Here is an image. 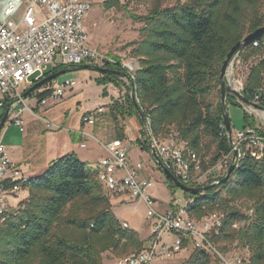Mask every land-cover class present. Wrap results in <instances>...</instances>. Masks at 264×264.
<instances>
[{
  "label": "trees",
  "instance_id": "16d2710c",
  "mask_svg": "<svg viewBox=\"0 0 264 264\" xmlns=\"http://www.w3.org/2000/svg\"><path fill=\"white\" fill-rule=\"evenodd\" d=\"M125 5L120 0L103 2L106 9ZM130 16L142 23L138 38L128 43L138 67L131 75L115 56L116 62L104 64L115 72L100 73L96 78L98 84L111 83L126 89L123 99H115L107 108L115 138L126 139L125 125L120 121L135 117L140 135L134 143L152 155L144 130V119L148 117L154 137L166 139L171 132H177L186 149L198 155L201 171L205 172L230 151V142L221 127L222 63L236 42L264 25V2L177 0L163 6L161 0H155L145 14ZM238 59L245 71L242 92L250 98L253 90L264 88V37L258 39L257 46L243 48ZM62 68L56 65L45 75ZM122 73L128 75L127 83ZM38 89L31 92L38 100L51 91ZM228 103L242 107L229 93ZM243 116L242 129L250 127L264 135V127H257L254 117L245 110ZM230 127L232 130L231 120ZM258 153L249 148L224 183L196 195L183 192L192 198L187 208L190 218L199 219L216 211L224 215L218 234L210 235L208 240L213 245L224 243L216 247L223 254L229 250L226 243L238 241L248 251V264H264V150L257 158ZM210 174L207 182L198 186L224 176L214 169ZM165 181L174 193L177 187L169 179ZM23 188L27 196L0 221V264H101V254L106 250L126 255L142 250L144 241L138 232L124 227L113 214L109 198L113 195L104 192L97 172L75 153L51 160ZM242 198L251 201L250 215L231 205ZM235 221L242 225L232 227ZM212 260L208 251L194 248L188 262L211 264Z\"/></svg>",
  "mask_w": 264,
  "mask_h": 264
},
{
  "label": "built area",
  "instance_id": "2783aa9c",
  "mask_svg": "<svg viewBox=\"0 0 264 264\" xmlns=\"http://www.w3.org/2000/svg\"><path fill=\"white\" fill-rule=\"evenodd\" d=\"M91 6L89 0H0L4 15V19L0 21V106L9 109L12 123L21 131L22 112L27 110L34 113L35 109L56 104L64 92L74 85L72 79H64L56 85L47 84L44 89H51L50 93L40 100L36 98L35 104L29 106L24 93L45 75L51 64L71 69L85 63L104 66L105 63L116 62L114 57L88 44L84 18ZM252 44L257 46L258 40ZM120 65L132 75L128 71L133 70L129 63L120 62ZM232 72L234 81L230 84L242 91L245 71L238 55L233 60ZM250 99L262 109L243 105V110L264 121V88L253 90ZM105 111L103 106L87 111L83 114L82 121L94 124ZM44 122L48 128L53 125L47 119ZM221 127L225 129L224 124ZM144 130L152 155L154 151L163 165L182 183L189 186L206 183L204 176L211 170L201 171L200 158L195 152L186 149L177 132H171L166 139L154 137L149 128L148 117H145ZM225 132L229 140L226 129ZM229 142L230 151L222 155L213 166L214 170L223 169L224 174L231 163L237 165L249 148L260 152L257 158L264 150V135L257 134L250 127L232 130ZM104 148L106 155L99 159L96 167L99 182L115 198L142 201L150 221L148 247L122 256L114 264H152L154 261L171 259L184 249V239L193 240L195 248L208 251L213 258L211 264H248L247 259L224 257L208 240L210 235L218 234L224 218L222 213H207L198 225L187 215L192 198L184 205L174 203L173 207L163 211L155 209L154 197L149 193L153 182L140 174V162L130 164L125 140L115 138L106 143ZM30 178V175L24 174L11 161L0 136V221L4 220L7 211L16 208L23 200V184L29 182ZM8 194L18 198L19 202L12 206L6 197ZM122 225L127 227L126 222ZM241 225L242 222L235 221L232 227L238 228ZM165 233L173 235L170 242L162 239Z\"/></svg>",
  "mask_w": 264,
  "mask_h": 264
},
{
  "label": "rangeland",
  "instance_id": "374dc122",
  "mask_svg": "<svg viewBox=\"0 0 264 264\" xmlns=\"http://www.w3.org/2000/svg\"><path fill=\"white\" fill-rule=\"evenodd\" d=\"M89 1L91 2L92 6L90 11L84 18V26L88 35V44L92 47L98 48L104 53H107L111 57H119L120 62L122 63H129L132 66L133 70L128 71L130 73H133L134 70L138 67V61L132 55V46H128V43L138 38L139 29L142 26V23L133 20L130 16V13L136 15L145 14L147 10L153 5L155 0H120L122 3L126 4V7L124 6L125 8L112 7L109 9H106L103 6V2L105 0ZM176 1L177 0H161L163 6L174 4ZM179 1L184 2L185 0ZM55 64L56 63L51 64L49 66V69L54 67ZM90 75L99 77L100 73L90 69L78 68L68 70L64 74H61L56 79L51 81V85L59 84L64 79H72L76 82V84L73 86V88L67 89L64 92L61 100L56 104L51 105L44 111L42 110V108H39L35 111L40 119L43 120L44 118H46L62 127L61 129H50L51 131H54L55 134L60 135V137H63V135L69 133L66 132L65 129L77 125L84 112L93 111L94 109L102 105L108 107L111 103V96H115L116 99L120 100L124 97L123 94L126 92V89L124 87H116L111 83L98 84L96 82V78H90ZM122 80L127 83V79L125 77H123ZM226 108L231 120L232 130L236 131L242 129V126L245 123L243 109L238 106L231 105L230 103L227 104ZM105 110V113L100 115L101 119L110 122L112 130H114L113 122L110 115L108 114V110L106 108ZM4 113V107L0 106V121ZM28 117L34 116H28V113H23V121ZM252 117H254V119L256 120L257 127H259V125L264 127V121L261 117L254 115H252ZM128 120L129 118L125 117L120 121V124H126L127 132L128 134H131L132 130H134V125L128 122ZM10 121H12L11 115L6 119L0 133L3 143H6L7 138H10L9 136H11V134L16 130L15 125ZM34 122L35 123L33 125V129H35L37 132L42 131V133H44L47 131H43V127L45 126L44 123L43 126L40 121ZM9 127H11L9 133L3 140V134ZM38 134H41V132H39ZM124 140L127 141L126 139ZM127 144L132 145L136 156L142 160L143 174L147 175L154 184V186L150 188L149 193L156 200L154 204L155 209H162L164 206H168L172 200H174L173 204L179 203L181 205H184V203L188 199H191L178 188L174 190V193H171L170 188H167L168 186L166 184L163 173L157 168L153 156L146 151H140L138 148H136V144L132 141H128ZM127 144L125 143V145ZM209 169L212 171L213 167H210ZM214 171L215 173L216 171L223 173V169H215ZM205 175V180H208L209 175L212 176L210 173H206ZM207 180L205 182H207ZM103 190L104 192H106L104 188ZM21 194L23 199L24 192L21 191ZM6 197L8 198V201L11 202V204L16 205L19 202V199L14 198L11 194H8ZM109 198L113 214L120 220L121 223L126 222L127 228H132L138 232L140 239L144 241L142 249L148 247V232L150 229V221L147 218V209L143 202L135 200L131 201L128 199L121 200L119 198L118 200L115 197ZM231 205H235L245 214H251V201L247 198L233 201L231 202ZM194 220L199 225L202 221V218H196ZM170 235L171 234L165 233L163 234L162 239L166 242H170L173 239V235L169 237ZM221 244L223 245L224 243L219 242L214 245L215 247H219V245ZM225 245L229 250L224 254V257H239L241 259L248 258L247 249L242 247L238 243V241L226 243ZM183 247L184 249L179 251V253L174 255L171 259H167L165 261H154L152 264H190V262H188V259L192 254L193 249L195 248L193 240L186 241L185 246ZM131 251L133 250H130L128 252ZM124 255H126V253L119 254L116 251L106 250L101 254V264H114L116 260Z\"/></svg>",
  "mask_w": 264,
  "mask_h": 264
},
{
  "label": "crops",
  "instance_id": "0c3cea01",
  "mask_svg": "<svg viewBox=\"0 0 264 264\" xmlns=\"http://www.w3.org/2000/svg\"><path fill=\"white\" fill-rule=\"evenodd\" d=\"M92 77L94 79L97 78L95 77V75L93 76L90 75V78ZM75 84L76 82L74 81V85ZM45 87L46 85L42 86L40 89H38V91L44 89ZM26 99L28 100V101L26 100V103L29 106H33L36 102L35 93H31L30 95H27ZM115 99H116L115 96H111V102H113ZM48 107L42 108V110L44 111ZM104 107L106 109L108 108L107 106ZM4 109L6 110L5 107ZM36 110L38 109H35L34 113H30L27 110L22 112V114L20 115L21 118L23 113H28V116L32 115L34 117H28L24 121L22 118L23 130L21 131L20 128L18 126L16 127L15 125L16 128L15 132L12 133L11 136H9L10 138H7L6 143L2 142L6 148V152L9 158L11 159V161L15 162L20 167V169L24 174L30 176H36L41 174L45 170V168L47 167V165L51 160L60 157L66 153L73 152L78 156L80 160L84 161L88 167L96 171V167L99 159L106 155V150L104 148V145L109 141L115 139V133L114 130H112L111 123L101 119V116L96 119L94 124L85 123L82 121V116L85 113L84 112L77 125L65 129L66 132L69 133L63 135V137H60V135L55 134V132L51 131L50 129L52 128L61 129L62 127L48 119L47 120L50 121L53 125L50 128L46 127V124L44 122L46 118H44L43 120L40 119L39 116L35 113ZM9 116L7 118H9ZM34 121L36 122L40 121L42 124L44 123L45 126L43 124L44 126L43 131L44 130L47 131L42 133V131L37 132L35 129H33V125L35 123ZM128 122L134 125L133 128L134 130H132L131 134H128L126 124H124L125 125L124 131L127 140L125 141L126 144L128 141L134 142L135 139L140 135L139 134L140 124L137 121V119L135 117H130ZM10 128L11 127H9L3 134V140L6 138L7 134L9 133ZM39 132H41V134H38ZM1 141H2V136H1ZM135 146L140 151H142L139 148V146L137 145ZM126 147L128 153V160L130 164L132 165L137 162H140L142 164V160L136 156V153L134 152L132 145L127 144ZM140 174L142 176L149 178L147 175H144L142 171ZM152 186H154V184ZM22 191L24 192V198H25L28 192L25 189ZM21 199H22V194H21ZM11 205L14 206V204ZM168 207H170V203L168 206H164L162 209L159 208L158 209L160 211H163ZM148 236L150 237V229L148 232ZM169 237H171V235Z\"/></svg>",
  "mask_w": 264,
  "mask_h": 264
},
{
  "label": "water",
  "instance_id": "95a60500",
  "mask_svg": "<svg viewBox=\"0 0 264 264\" xmlns=\"http://www.w3.org/2000/svg\"><path fill=\"white\" fill-rule=\"evenodd\" d=\"M4 19V15L2 13V9L0 8V21ZM264 37V25L256 28L255 30L251 31L247 35H245L241 40L236 42L231 49L228 51L221 69H220V74H219V88H220V104L223 109V123L225 126V129L229 135V140L231 141V127H230V118L227 113V105H226V95L229 93L231 94L237 102H239L242 106L247 105V106H252L257 109H262L261 106L257 105L254 103L249 97H246L241 90L236 88L234 85L230 84V82L234 81V76L232 72V65H233V60L238 55V53L245 47L249 46L252 44L253 41L258 40L260 38ZM82 68L84 69H90L93 71H96L98 73H108V72H115V70L110 69L106 66L102 65H96V64H88L85 63L82 65ZM67 71L66 68H62L58 71L49 73L48 75L42 77L35 83H33L24 93V96H27L31 92L37 90L39 87L47 85L51 83L52 80L56 79L58 76L61 74H64ZM123 77H125L127 80L129 79L128 75L125 73H122ZM135 101V100H134ZM136 103V102H135ZM264 111V110H263ZM9 116V109L7 108L5 110V113L0 121V133L2 130V127ZM145 122V119H144ZM153 157L154 160L158 166V168L161 170L163 173L164 177L169 179L178 189L185 193H191L192 195H196L202 192H205L209 190L210 188L214 187L215 185L219 183H224L227 181V179L230 177L231 173L233 172L235 168V164L231 163L229 167L227 168L226 173L224 174L223 178L221 180H217L215 182H211L207 185L203 186H189L184 183H182L177 177H175L172 172L167 169L161 159L157 156V154L153 151ZM236 157V151H234L233 158Z\"/></svg>",
  "mask_w": 264,
  "mask_h": 264
},
{
  "label": "flooded vegetation",
  "instance_id": "af4514ba",
  "mask_svg": "<svg viewBox=\"0 0 264 264\" xmlns=\"http://www.w3.org/2000/svg\"><path fill=\"white\" fill-rule=\"evenodd\" d=\"M50 73H52V72H50ZM44 76H46V75H44ZM44 76H43V77H44Z\"/></svg>",
  "mask_w": 264,
  "mask_h": 264
}]
</instances>
